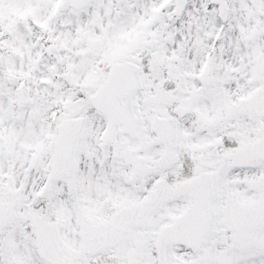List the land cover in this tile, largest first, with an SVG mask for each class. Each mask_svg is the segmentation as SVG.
<instances>
[{
    "label": "snow or ice",
    "instance_id": "1",
    "mask_svg": "<svg viewBox=\"0 0 264 264\" xmlns=\"http://www.w3.org/2000/svg\"><path fill=\"white\" fill-rule=\"evenodd\" d=\"M0 264H264V0H0Z\"/></svg>",
    "mask_w": 264,
    "mask_h": 264
}]
</instances>
